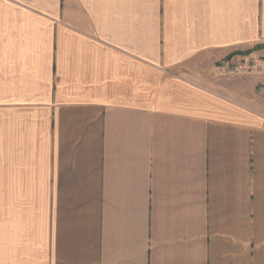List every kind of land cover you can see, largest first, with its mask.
I'll use <instances>...</instances> for the list:
<instances>
[{"label": "crops", "instance_id": "crops-1", "mask_svg": "<svg viewBox=\"0 0 264 264\" xmlns=\"http://www.w3.org/2000/svg\"><path fill=\"white\" fill-rule=\"evenodd\" d=\"M228 56H264V0H0V264H264Z\"/></svg>", "mask_w": 264, "mask_h": 264}, {"label": "rangeland", "instance_id": "rangeland-1", "mask_svg": "<svg viewBox=\"0 0 264 264\" xmlns=\"http://www.w3.org/2000/svg\"><path fill=\"white\" fill-rule=\"evenodd\" d=\"M256 49H260V47H256ZM250 51V50H249ZM238 55L242 53H247V51H238L236 52ZM260 60H264V56H257ZM248 58V57H247ZM247 58L240 57L234 58L233 56H228L225 60L232 61L234 63H238L244 67L246 64ZM219 61L217 65H215L216 71L212 68V72H207L206 78L207 85L213 88L217 92L221 94H226L232 98H235L239 101L250 103L256 102V106H262L264 103V94H260L261 81L264 79V75L256 74V73H248L241 75H227L221 74L218 71L220 65H222L223 61ZM217 82L218 84L214 83ZM216 85V86H214ZM249 99V100H248Z\"/></svg>", "mask_w": 264, "mask_h": 264}, {"label": "built area", "instance_id": "built-area-1", "mask_svg": "<svg viewBox=\"0 0 264 264\" xmlns=\"http://www.w3.org/2000/svg\"><path fill=\"white\" fill-rule=\"evenodd\" d=\"M245 65L250 72L264 74V60H260L258 57L248 58ZM220 71L227 75H237L243 72V67L238 63L226 62L220 67Z\"/></svg>", "mask_w": 264, "mask_h": 264}]
</instances>
